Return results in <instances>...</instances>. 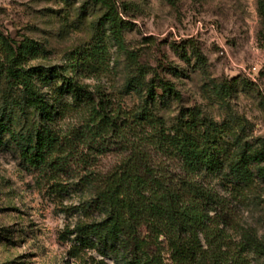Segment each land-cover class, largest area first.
I'll use <instances>...</instances> for the list:
<instances>
[{"label":"trees","instance_id":"1","mask_svg":"<svg viewBox=\"0 0 264 264\" xmlns=\"http://www.w3.org/2000/svg\"><path fill=\"white\" fill-rule=\"evenodd\" d=\"M92 1L104 14L88 47L66 67L30 66L45 49L0 30V150L16 153L27 171L53 183L55 194L80 196L66 209L76 219L66 232L76 252L97 251L115 264H249L251 257L264 264V234L239 216L241 204L264 195V138H253L249 123L233 115L217 122L182 110L171 123L160 116V108L181 102V92L126 53L123 34L133 25L117 0ZM120 1L127 12V0ZM106 39L126 53L120 98L134 95L135 107L84 82L109 71ZM192 54L204 68L200 51ZM236 83L212 85L208 93L227 108ZM76 114L81 127L65 129ZM111 147L119 151L116 165L94 167V152Z\"/></svg>","mask_w":264,"mask_h":264},{"label":"rangeland","instance_id":"2","mask_svg":"<svg viewBox=\"0 0 264 264\" xmlns=\"http://www.w3.org/2000/svg\"><path fill=\"white\" fill-rule=\"evenodd\" d=\"M116 2L133 25L123 34L126 53L137 54L140 64L174 82L182 94L180 103L160 108V116L171 123L182 110L195 109L217 122L233 115L249 123L247 133L253 138H264V0H127V12ZM103 14L92 0H0V30L45 49L30 66L66 67L88 47L92 27ZM106 42L109 71L98 81L84 82L98 83L118 103L135 107L139 99L134 95L120 98L128 73L126 53ZM193 48L206 60L204 68L192 58ZM233 79L237 83L226 108L208 90ZM82 120V115H71L62 125L79 128ZM118 156L113 147L104 154L94 152L91 164L109 169ZM52 185L38 172L27 171L16 153L0 150V264H115L97 251H74V236L68 239L66 232L76 219L66 209L77 205L80 196H59ZM239 208L242 225L263 235L264 195ZM231 237L238 240L235 233Z\"/></svg>","mask_w":264,"mask_h":264},{"label":"built area","instance_id":"3","mask_svg":"<svg viewBox=\"0 0 264 264\" xmlns=\"http://www.w3.org/2000/svg\"><path fill=\"white\" fill-rule=\"evenodd\" d=\"M198 26H201V24L199 23V24H198ZM211 28L213 29L214 27H213V26H211Z\"/></svg>","mask_w":264,"mask_h":264}]
</instances>
